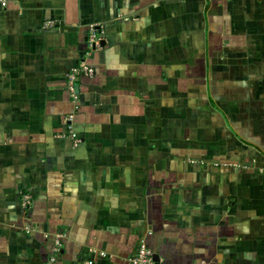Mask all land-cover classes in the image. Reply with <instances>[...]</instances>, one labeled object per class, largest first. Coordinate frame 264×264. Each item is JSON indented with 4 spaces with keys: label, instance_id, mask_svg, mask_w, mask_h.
Returning a JSON list of instances; mask_svg holds the SVG:
<instances>
[{
    "label": "crops",
    "instance_id": "1",
    "mask_svg": "<svg viewBox=\"0 0 264 264\" xmlns=\"http://www.w3.org/2000/svg\"><path fill=\"white\" fill-rule=\"evenodd\" d=\"M145 234L158 264H264V0H6L0 264H128Z\"/></svg>",
    "mask_w": 264,
    "mask_h": 264
},
{
    "label": "built area",
    "instance_id": "2",
    "mask_svg": "<svg viewBox=\"0 0 264 264\" xmlns=\"http://www.w3.org/2000/svg\"><path fill=\"white\" fill-rule=\"evenodd\" d=\"M0 5L5 6L6 0H0ZM51 21L46 22V25H49ZM101 31L97 23H91L87 27V45L89 49H96L100 47L101 44ZM94 72V68L87 63L86 60L82 59L77 62L67 73V86L71 91L73 98H76L75 93V81L80 76L88 75L91 76ZM75 138V141L78 142L80 139L76 136L75 133H71ZM29 203V197L25 196L23 199V204L26 205ZM52 255L50 260H54L59 252V246L56 245L53 248ZM99 255H105L104 252H99ZM82 264H94L92 259H86L82 261ZM128 264H156L153 259V251L147 243V235H142L137 242L135 252L128 258Z\"/></svg>",
    "mask_w": 264,
    "mask_h": 264
},
{
    "label": "water",
    "instance_id": "3",
    "mask_svg": "<svg viewBox=\"0 0 264 264\" xmlns=\"http://www.w3.org/2000/svg\"><path fill=\"white\" fill-rule=\"evenodd\" d=\"M153 259L155 260L156 264H158V256L156 254H153Z\"/></svg>",
    "mask_w": 264,
    "mask_h": 264
}]
</instances>
